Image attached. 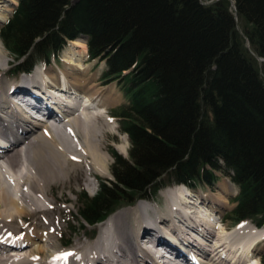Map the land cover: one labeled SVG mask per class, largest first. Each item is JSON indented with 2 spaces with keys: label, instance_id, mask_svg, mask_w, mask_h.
<instances>
[{
  "label": "trees",
  "instance_id": "obj_1",
  "mask_svg": "<svg viewBox=\"0 0 264 264\" xmlns=\"http://www.w3.org/2000/svg\"><path fill=\"white\" fill-rule=\"evenodd\" d=\"M80 36L125 96L112 115L130 144L109 149L112 178L76 194L81 227L214 169L237 186L228 218L264 225V0H17L0 24L19 70Z\"/></svg>",
  "mask_w": 264,
  "mask_h": 264
},
{
  "label": "bare ground",
  "instance_id": "obj_2",
  "mask_svg": "<svg viewBox=\"0 0 264 264\" xmlns=\"http://www.w3.org/2000/svg\"><path fill=\"white\" fill-rule=\"evenodd\" d=\"M68 43L70 53L86 54L84 40ZM62 60L66 67L59 74L35 65L20 75L24 79L6 82L2 78L11 75L8 69L4 77L8 62L0 47V264H261L256 253L264 246L263 227L250 221H242L233 230H228L226 222L215 225L212 213H220L228 201L226 195L199 194L196 190H190L189 195L179 184L164 187L163 209L148 203L123 206L107 217L93 244L83 245L80 252L65 249L52 253L46 261L36 259L45 251L39 244L43 239L39 227L20 226L19 234L9 227L24 216L27 206L32 212L44 211L47 188L64 182L69 161L82 162L85 157L89 168L91 165L98 174L104 173L108 163L97 140L101 130L98 118L108 103L103 99L104 91L84 76L87 70L78 67L75 59L67 56ZM50 87L61 92L52 89V94ZM9 91L26 101L16 97L11 101ZM106 92L112 96L110 90ZM28 103L46 114L35 120L36 124L26 115L24 106ZM16 167L23 169L16 171Z\"/></svg>",
  "mask_w": 264,
  "mask_h": 264
},
{
  "label": "rangeland",
  "instance_id": "obj_3",
  "mask_svg": "<svg viewBox=\"0 0 264 264\" xmlns=\"http://www.w3.org/2000/svg\"><path fill=\"white\" fill-rule=\"evenodd\" d=\"M0 2H1L0 3V15H1L0 17L2 18L0 19V23H1L10 14L9 12L10 10H12L13 6L15 5L14 2L16 1L0 0ZM66 45H65L66 48L64 47L65 49L63 48L60 51L59 55L55 59L52 60V62H50L49 64H44V63H40L41 60L40 62L38 60V64L36 65L40 66V68H43L44 71L47 68H51L52 73L59 74L64 70V67H66L62 59L68 56V58H72L73 60L75 59V61H77V63L79 64L78 67H80L81 69H86L87 72L84 76L90 77L93 83L96 84V87H99L100 89L104 91L103 99H105V101H107L108 103L106 104V107H105L106 109L103 110V112H101V116L98 118V124L100 125V129L102 131L100 130L97 140H98V147L100 149V152L102 155H104L107 158L108 163L106 164L104 168V173L98 174L95 172V170L91 169L92 168L91 165L89 168V160L85 159V157H84V161L82 162L69 161L70 163L68 166L70 168L69 174L67 175L66 179H64V182L58 183V184L52 183L49 186V188H47V191H46L47 199L45 201L46 205L44 206L45 207L44 211L38 212V213L32 212L31 208L27 206L24 216L21 217L22 219L20 217L16 218L15 221L13 222V226L9 227L10 229H12V233L14 234H19L21 232L20 226L24 225L23 228H25L26 224H28V227H31V226H36L37 228L39 227L38 230H39L40 237L43 238L42 241L39 242V244L44 246L45 251L42 253H39L36 259L37 260L39 259L42 261H44V259L46 261L47 257L52 255V253L54 252H61V251L63 252L65 251V249H69L70 251L71 250L73 251V249H75L74 252H80V249L82 248L83 245L93 244L94 240L99 236L101 232V228L99 230V227H101V224L105 223L108 220V218L111 215H113L116 211H119L122 208L129 206V204H127L128 206L124 205V207L118 208V210H116L113 214H111L104 222H101L100 224L98 223L94 227L82 228L77 219L76 208H75V204L77 202L76 194L81 189L86 190L87 193L89 194H93L98 188V180L101 177L107 178V179L112 178V175L110 172V165L113 161V158L109 153V149L115 148L122 155L127 156L128 148L130 144H129L127 135L124 132H122L119 128L117 117L112 115V110L120 103L125 102L126 99H125V96L122 90L119 88V86L116 84L115 81H108L106 78L102 77V72L105 67L104 62L99 59H90L87 55V49H86V54L84 53L79 54L77 52L70 53L69 50L71 46H69V43H67ZM0 47L2 51L5 52V56L8 62L7 65L4 66V72H5L4 77L7 75L6 71H8L9 68H10V71L8 73L11 75L10 78L7 75L5 79L4 78L2 79L6 82L17 81V80L19 81L21 79H24L25 77L20 78V75L23 72L16 73V69H14L15 73H12L11 68L14 67L13 63L17 62L19 59L13 58V56L15 57V55L6 49L1 39H0ZM76 50L79 52L80 51L79 47H77ZM46 65H49V66H46ZM33 68L34 66L32 67V69ZM35 71L36 70H34V72ZM68 71L71 72L72 70L68 69ZM12 78H16V79H12ZM108 90H110L112 94V96L110 97H108V93L106 92ZM56 91L57 93L61 92L60 90H56ZM108 116H110L111 119L108 118ZM61 133L63 135L62 131ZM69 138L71 139V141H74V138L72 136H69ZM74 150L75 149L73 148V151ZM68 153L66 154L67 156H68ZM67 156H66V159H67ZM21 169L23 168L16 167V171H20ZM213 173L215 175V178L211 180V182H200V184L194 187L192 190H196L195 192L199 194L214 193L218 197L220 195L218 192H223L228 198V201L222 205V209L220 210V213L215 214L213 212L212 214H214L216 218L220 214V217L222 216L224 218V222L230 225L232 221H230V219L227 218V211L234 204L232 202L233 201L232 198L237 192V187L231 181L229 176L226 175L223 171L214 169ZM161 181H166L164 182L165 184L162 186V188L160 187V189H162L161 191L160 189H158L153 195L152 194L149 195L147 199L138 198L133 204H130V205L133 206L135 204L148 203L149 205H151V207H155L158 209V207L156 206H159V209H163L164 199L162 198L163 196H161L162 191H165L163 190L164 187H167V186L169 187V186L175 185L176 183H171L169 180L167 181V178H164ZM161 181L159 183H161ZM220 183L225 185L227 189L223 188ZM148 199H150V201H148ZM151 200L152 201L154 200V202H151ZM214 222H215V225H217L216 220ZM12 227L13 228L15 227V228L13 229ZM262 227L264 229V226ZM91 233L95 235L96 237L91 238L92 237ZM68 241L70 242L69 245L66 246L68 248H64V245H63L64 242H68ZM258 246H261V245H258ZM260 248L261 249H259L256 254L257 256L261 257L260 254L264 251V246ZM35 250H36V247L34 248V254L36 252Z\"/></svg>",
  "mask_w": 264,
  "mask_h": 264
},
{
  "label": "snow or ice",
  "instance_id": "obj_4",
  "mask_svg": "<svg viewBox=\"0 0 264 264\" xmlns=\"http://www.w3.org/2000/svg\"><path fill=\"white\" fill-rule=\"evenodd\" d=\"M64 255H65V256H67V255H71V253H65Z\"/></svg>",
  "mask_w": 264,
  "mask_h": 264
}]
</instances>
